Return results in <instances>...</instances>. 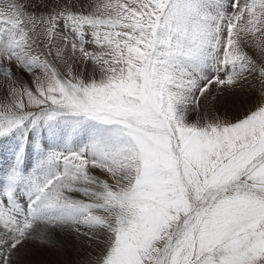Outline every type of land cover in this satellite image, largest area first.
<instances>
[{"label": "snow or ice", "instance_id": "obj_1", "mask_svg": "<svg viewBox=\"0 0 264 264\" xmlns=\"http://www.w3.org/2000/svg\"><path fill=\"white\" fill-rule=\"evenodd\" d=\"M0 156V264H264V0H0Z\"/></svg>", "mask_w": 264, "mask_h": 264}, {"label": "bare ground", "instance_id": "obj_2", "mask_svg": "<svg viewBox=\"0 0 264 264\" xmlns=\"http://www.w3.org/2000/svg\"><path fill=\"white\" fill-rule=\"evenodd\" d=\"M0 159H2V156H0ZM48 251L50 252V250ZM58 251H63L62 254L64 252L66 254L63 255L62 258L63 262L60 263L56 262V264H77V262L80 261L83 257H85L88 254V252L91 251V249L86 239H76L73 237L70 241V246Z\"/></svg>", "mask_w": 264, "mask_h": 264}, {"label": "rangeland", "instance_id": "obj_3", "mask_svg": "<svg viewBox=\"0 0 264 264\" xmlns=\"http://www.w3.org/2000/svg\"><path fill=\"white\" fill-rule=\"evenodd\" d=\"M250 54H253L254 56H256V55H258V50L255 47H252L251 50H250ZM62 252L63 251H58V250H50V252L46 251L43 254L42 258L44 260H46L48 262V264H56V262L60 263V262H63L62 261L63 255L66 254L65 252L62 254ZM68 256H71V255H68Z\"/></svg>", "mask_w": 264, "mask_h": 264}]
</instances>
